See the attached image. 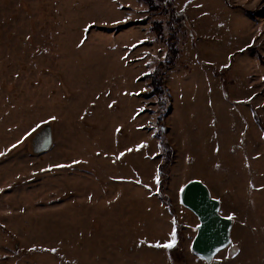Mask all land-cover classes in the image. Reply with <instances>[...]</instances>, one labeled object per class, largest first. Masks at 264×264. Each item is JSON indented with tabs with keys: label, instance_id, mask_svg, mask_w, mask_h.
Here are the masks:
<instances>
[{
	"label": "rangeland",
	"instance_id": "374dc122",
	"mask_svg": "<svg viewBox=\"0 0 264 264\" xmlns=\"http://www.w3.org/2000/svg\"><path fill=\"white\" fill-rule=\"evenodd\" d=\"M260 6L0 0V264H264V16L246 13ZM192 179L233 219L210 263L190 251ZM178 225V250L154 246Z\"/></svg>",
	"mask_w": 264,
	"mask_h": 264
},
{
	"label": "water",
	"instance_id": "95a60500",
	"mask_svg": "<svg viewBox=\"0 0 264 264\" xmlns=\"http://www.w3.org/2000/svg\"><path fill=\"white\" fill-rule=\"evenodd\" d=\"M31 149L39 154L47 151L52 144L48 127L29 136ZM180 203L198 219L196 232L190 250L205 262L213 261L217 253L231 242L233 219L220 212V202L213 197L207 185L199 179L187 181L179 192Z\"/></svg>",
	"mask_w": 264,
	"mask_h": 264
},
{
	"label": "trees",
	"instance_id": "16d2710c",
	"mask_svg": "<svg viewBox=\"0 0 264 264\" xmlns=\"http://www.w3.org/2000/svg\"><path fill=\"white\" fill-rule=\"evenodd\" d=\"M169 8H168V11H171L174 13L175 11V15H177V11H176V8L174 6V4L172 3H169ZM247 15H249L251 18H255L256 16L258 15H263L264 16V6H260L258 8H255L253 9L252 11H246ZM174 19V18H173ZM153 25L150 27V30L153 31ZM161 28V25L159 26ZM162 29V28H161ZM161 40V39H160ZM166 42V41H165ZM167 43V42H166ZM164 62H160L158 63L157 66H162ZM157 69V67H156ZM154 74L151 73V74H147L146 76L147 77H150V76H153ZM157 75V74H156ZM153 87V85H151ZM154 90V88H153ZM152 93L154 94V96L156 95L155 92L152 91ZM151 93V94H152ZM149 94V93H147ZM164 94V100H165V103L168 104L170 103L171 101V96L170 94L167 92V90L165 92H163ZM160 146L162 148V153H161V162L159 163V194L161 196H163V188L165 187L166 185V181H168L169 179V174H170V166L172 165L173 163V160H174V156H175V148L174 146H172V144L170 142H168V140H166L164 137L161 138L160 140ZM167 197V196H166ZM180 229H181V226L178 225L176 227V235H175V240H176V244L174 247H172L170 249V253H172V251L174 249H177L179 247H181V237H180Z\"/></svg>",
	"mask_w": 264,
	"mask_h": 264
},
{
	"label": "snow or ice",
	"instance_id": "6c2138e0",
	"mask_svg": "<svg viewBox=\"0 0 264 264\" xmlns=\"http://www.w3.org/2000/svg\"><path fill=\"white\" fill-rule=\"evenodd\" d=\"M231 219V217H229ZM155 247H164V248H172L175 246V238H174V234H173V240L172 242L170 243H167V244H163V245H160V244H157V245H154Z\"/></svg>",
	"mask_w": 264,
	"mask_h": 264
},
{
	"label": "flooded vegetation",
	"instance_id": "af4514ba",
	"mask_svg": "<svg viewBox=\"0 0 264 264\" xmlns=\"http://www.w3.org/2000/svg\"><path fill=\"white\" fill-rule=\"evenodd\" d=\"M191 251V250H190Z\"/></svg>",
	"mask_w": 264,
	"mask_h": 264
}]
</instances>
